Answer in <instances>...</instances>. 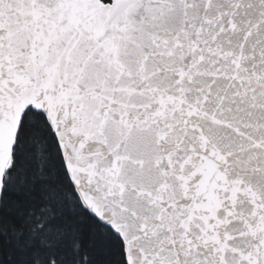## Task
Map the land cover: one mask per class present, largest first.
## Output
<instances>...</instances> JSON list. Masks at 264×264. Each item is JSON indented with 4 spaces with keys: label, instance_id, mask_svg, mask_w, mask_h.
I'll use <instances>...</instances> for the list:
<instances>
[{
    "label": "snow or ice",
    "instance_id": "6c2138e0",
    "mask_svg": "<svg viewBox=\"0 0 264 264\" xmlns=\"http://www.w3.org/2000/svg\"><path fill=\"white\" fill-rule=\"evenodd\" d=\"M0 264H264V0H0Z\"/></svg>",
    "mask_w": 264,
    "mask_h": 264
}]
</instances>
